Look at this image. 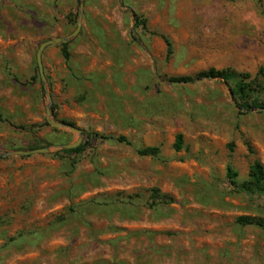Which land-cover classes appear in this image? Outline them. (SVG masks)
Wrapping results in <instances>:
<instances>
[{
    "label": "rangeland",
    "instance_id": "1",
    "mask_svg": "<svg viewBox=\"0 0 264 264\" xmlns=\"http://www.w3.org/2000/svg\"><path fill=\"white\" fill-rule=\"evenodd\" d=\"M82 3L70 62L44 50V88L37 53ZM210 69L249 75L264 103V0H0V150L51 148L0 158V264H264V228L237 222L264 221L242 188L264 167V109L242 111L234 82L169 81ZM48 95L83 154L53 150L78 135L46 125Z\"/></svg>",
    "mask_w": 264,
    "mask_h": 264
},
{
    "label": "trees",
    "instance_id": "2",
    "mask_svg": "<svg viewBox=\"0 0 264 264\" xmlns=\"http://www.w3.org/2000/svg\"><path fill=\"white\" fill-rule=\"evenodd\" d=\"M136 20V27H147L146 20H143L138 15H134ZM164 42L167 46V53L168 56H171L173 53V46L172 41L166 37L162 36ZM62 47V54L65 58L66 63L68 64L70 62V52L68 50V44L61 45ZM250 78L249 75H240L236 73L235 71H232L230 69L226 70H216V69H210L208 71L200 72L196 76L191 77H171L169 81L171 83L175 84H193L198 81H202L205 79H220L224 81L226 84H229L231 82H234V88L231 89L232 94L237 98L238 100V107L242 111H252L257 109H264V103H259L258 100H248L249 93L253 90V82H247V80ZM54 111V109H53ZM3 120L0 116V121ZM49 126V124H46ZM101 139H111L113 140L114 137H106L104 135L100 136ZM119 143H125L127 145L130 144V141L126 137H119L115 139ZM89 146V142H86L82 144L80 147L73 149V150H64V153L68 154H76L81 155L83 154L87 147ZM183 148V137L181 135H178L176 138V143L174 145V149L176 151H180ZM161 153V150L159 147H148L145 149H141L138 151V154L142 157H159ZM228 176L229 179L232 181V184H236L235 178L237 177V174L233 172L232 169L228 170ZM243 190L248 193H262L264 194V167L260 162H255L250 170V181L244 185ZM154 198L158 200L155 202L152 207H155L159 204H170L172 202L171 199H168L166 197H160L158 195L157 191H154ZM237 222L241 225H254L261 228H264V221L259 220L256 218L251 217H240L237 219Z\"/></svg>",
    "mask_w": 264,
    "mask_h": 264
},
{
    "label": "water",
    "instance_id": "3",
    "mask_svg": "<svg viewBox=\"0 0 264 264\" xmlns=\"http://www.w3.org/2000/svg\"><path fill=\"white\" fill-rule=\"evenodd\" d=\"M83 8L84 6L82 3L80 5L77 29L73 34L65 38H57V39H53V40L43 43L37 53V64H38V69H39V73H40L44 88H46L47 86L45 73H44L43 59H42L44 50L49 46L68 44L71 40H73L75 37L78 36L81 30V26H82ZM48 99H49V103L46 108L47 123L55 129L67 130V131H70L78 135V140L76 142L68 144V145L53 147V150H73V149L80 147L83 142V131L81 129L74 127L73 125L64 124L62 122L56 121L54 118V114H53V101L50 95H48ZM49 152H51V148H41V149H35L31 151H11V152L0 150V158H8V157H14V156H32V155H37V154H47Z\"/></svg>",
    "mask_w": 264,
    "mask_h": 264
}]
</instances>
